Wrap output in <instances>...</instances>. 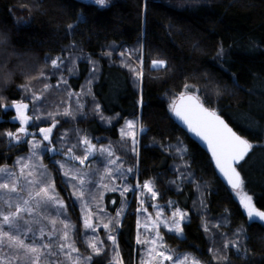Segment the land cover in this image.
Wrapping results in <instances>:
<instances>
[{"label": "trees", "instance_id": "trees-1", "mask_svg": "<svg viewBox=\"0 0 264 264\" xmlns=\"http://www.w3.org/2000/svg\"><path fill=\"white\" fill-rule=\"evenodd\" d=\"M58 57L64 61L59 70L51 65ZM154 60L165 61V68H153ZM139 73L138 87L132 76ZM46 84V102L40 101L32 115L68 110L69 120L79 109L78 121L68 129L73 126L81 135L115 140L121 122L138 117L144 131L132 159L137 183L153 181L162 203L188 213L183 237L162 231L166 245L190 251L204 264H264V222L249 220L209 157L171 117L172 103L193 94L252 144L238 172L253 205L264 211V0H115L104 8L80 0H0V106L31 102ZM80 89L84 94L90 89L98 112L87 98L80 109L71 96L66 103L52 96ZM3 107L0 166L28 151L27 141L10 144L3 135L16 132L18 121ZM85 111L94 118L81 119ZM62 116L54 117L60 136L68 124ZM113 117L119 122L109 128L106 120ZM36 122L38 128L49 127L52 119ZM48 166L70 207L60 175L50 161ZM105 204L117 208L119 195H106ZM71 216L79 226L77 210ZM134 236L132 204L117 236L123 264H138ZM228 236L242 240L241 253L225 249Z\"/></svg>", "mask_w": 264, "mask_h": 264}, {"label": "snow or ice", "instance_id": "snow-or-ice-1", "mask_svg": "<svg viewBox=\"0 0 264 264\" xmlns=\"http://www.w3.org/2000/svg\"><path fill=\"white\" fill-rule=\"evenodd\" d=\"M95 3L104 6L106 0H95ZM63 63L64 61L59 57L51 60L52 67L57 70L61 68ZM152 66L153 68H165L166 62L154 60ZM95 70L94 67L93 71ZM138 75L142 76V73ZM60 83L66 84L67 81L61 80ZM24 87L28 91H31L27 86ZM189 87V85H185L186 89ZM48 88L49 85L46 84L41 92L33 94L31 101L32 111H38V102L42 101L43 92H46ZM69 95H81V93H69ZM182 99H187L194 103L185 107L183 111L180 106L174 104L171 110L188 125L190 131L208 143L213 156L216 158L217 166L228 178L232 189L240 196V203L246 209L249 220L259 218L260 221H264V211H258L253 205V197L243 191L244 181L240 172L235 167V165H239L241 161L245 160V157L253 147L252 144L233 132L214 111L204 108L199 102L198 97L182 96ZM12 107L16 111L14 119L19 121L20 127L16 132L9 131L3 134L8 137L10 144L13 142L17 144L25 142V137L31 134L29 129L37 126L33 121L47 118L52 119V124L49 127H39V134L42 137V141L50 143L53 129L59 123L54 117L57 115H71L68 110H65L63 113H47L46 116H31L26 114L30 108L29 103L23 102H14ZM97 111H99L98 106ZM101 119L104 118L101 116ZM135 127V121H126L125 129H134ZM140 131H144V129L141 128ZM65 136H67V133H65ZM64 138V136L61 137L62 140ZM128 138L132 140V151L138 154L136 132L122 129L121 139L125 140ZM27 143L31 146L29 149L31 157L39 155L38 149L44 152L60 151L52 147H44L41 140L36 139L35 135H32V139L27 140ZM80 146H83V156L76 154V149ZM178 151L183 153L185 150L178 149ZM63 155L66 157V160L63 162L57 161V163L60 165L65 180L73 189L72 195L82 202L87 213L84 219V228L86 231L91 230L95 232L96 228L92 223L93 213L87 212L88 204L86 200L91 195L87 186L93 182L89 178V173L83 170L86 167V161L95 158L97 155L104 158L106 166L103 175L100 177L101 181L106 177H114L115 179L125 181L127 180L126 173H132L133 169L128 168L125 172L123 162L120 156L116 155L112 145L98 148L92 142V139L87 136L80 137L78 144H72ZM31 157L27 159L18 158L16 163L19 166V173L10 171L7 165L0 167V264H64V261H67L68 264H83V260H91V256L83 257L82 259L80 255H73L79 253V249L72 238L71 229L73 225L70 222H65V220H58V217L62 215L66 216L65 202L60 198L59 193L56 192V185L52 182L46 166L42 163L30 162ZM76 162H78L80 167L76 166ZM103 187L109 191H117L119 185L109 187V185L104 184ZM136 187L142 188L141 197H143L145 192L149 193L152 199H156L158 195L157 191L154 190L153 181H145L142 186L136 185ZM130 190H132L131 186L124 184L121 195L123 196ZM140 203L141 208L137 209L138 212L143 209L142 199ZM49 209H55L56 218L49 219L48 216H42L41 219L48 220L49 224L53 226L50 231H46L43 226L38 229L31 226L40 224V220L25 218L26 216H40L42 211L47 212ZM123 211L124 209L121 208L116 213V216L119 217ZM162 215V211L156 212V219L152 221L153 227L163 225L169 232L182 236V225L187 220L188 213L176 208L169 219H161ZM149 220H151V217H149ZM58 222L63 225V230L55 227ZM109 223L113 225L111 231H114L118 227L117 222L110 221ZM137 225L138 227L145 228L146 231H151L147 224L142 225L140 221H137ZM103 227L109 229V224L106 223ZM212 227H219V225H212ZM204 230L205 232H209L207 224ZM57 233H60V235L57 236ZM22 236L28 237L29 242H25V239L21 238ZM45 237H47L46 242ZM108 239L113 242V245L116 244L114 235L109 234ZM162 240L163 237L159 231L149 240L137 239L138 244L152 245V247L146 248L148 259L142 260L141 264H164V261L173 260V256L167 255L162 250L165 247L162 244ZM229 243H231L233 248H237V251L239 250L237 242L231 241ZM229 243H225L224 247L228 248ZM88 247L92 249L94 255H99L101 252V249L97 246L96 237L89 239ZM221 259H227V257L225 256ZM113 264H123V261L119 257L118 249H116V256L113 257ZM175 264H199V262L190 256H185L183 259L176 260Z\"/></svg>", "mask_w": 264, "mask_h": 264}, {"label": "rangeland", "instance_id": "rangeland-1", "mask_svg": "<svg viewBox=\"0 0 264 264\" xmlns=\"http://www.w3.org/2000/svg\"><path fill=\"white\" fill-rule=\"evenodd\" d=\"M80 1H82L84 3L94 4L99 8H104V7H107L109 4H111L115 0H106V4L104 6L96 4L95 0H80ZM135 66H136V68L140 69L139 63L135 64ZM93 72H94L93 69L89 70L88 76L90 75V73L92 74ZM132 78L134 80H136L137 85L139 87L140 86V76L134 75V76H132ZM49 88H50V85H49ZM54 89H56V86L54 87ZM60 89H62V87H60L59 90ZM85 92H86V94H84L81 89L78 92H73V91L71 92L74 94L75 93H81V95H71V97L74 98L75 102L77 101L79 103L78 106L80 107V109H82L83 104L85 105L86 98L89 101V103L93 99L92 96L89 95L90 89H88V91L85 90ZM53 93L54 94H52V96L55 98L57 97V99L60 98L62 103H66L67 100H69V98H70L69 93L68 94H64V93L57 94L55 92H53ZM46 99H47V96L43 95L42 103ZM23 103H29L30 108L26 114L33 116L32 115V104H31V102L29 101V102H23ZM76 105H77V103H76ZM89 105L91 106V108L93 110L95 108V111L98 112L97 107L94 105L93 101ZM2 110L3 111H11L14 114L13 117H16V111H15V108L12 107V105L4 106L2 108ZM79 111L80 110L78 109V113H79ZM85 112L87 114H84V115L82 114V116L80 117L81 119H82V117L86 120L87 119L91 120V118H94V117H92L93 115L90 114L88 111H85ZM78 113H76L75 116L70 117L69 120L67 119L68 118L67 116H62V118H61L62 123L68 122V124L64 125L65 127H67L66 128L67 130H65L67 133V136H65V133H61V136L58 135V133H60L59 132L60 130H57V132H56V127H55L53 129V135L51 138V142L50 143L44 142V141H42V137L39 134V128L36 126V127H31L29 129L31 134L29 136L25 137V141H27V140L32 139V135H35L36 139L41 140L42 145L44 147H52L55 149H59L60 150L59 152H44V151L38 149L37 152L39 153V155L37 157H31V153L29 151L31 146L29 143H27V145H28L27 153L15 158L13 161V164L7 165V166L9 167L10 171H15V172L19 173V166L16 163L18 158H26L27 159L29 157H31L30 162H34V163H38V164L39 163L44 164L46 166L49 174H50V171H49L50 167L48 166V161L51 162L52 166L53 165L55 166L56 174L60 175V177L62 179L60 181V183H61L60 188L62 189V192L65 194L67 199L70 201V207H67V204L65 202V206H66V210H67L66 216L62 215V216L58 217V220H65V222H70L73 225V227L71 229L72 238L76 243V247L79 249V253L73 254V255H80L82 259H83V257H87V256L92 257L91 260H83V264H100V262H102V264H113V257L116 256V249H118L119 257L122 260L121 255H120L117 236H118V231H119V228L121 226L123 217L126 214L127 210L129 209V206L133 204L134 212H135L134 242H135V247L137 248V251H138V258H137L138 264H141L142 260L148 259V255L146 253V248L152 247V245L151 244H138L137 243L138 238L141 240H149L151 237L155 236L157 231H159V233L162 237H163L162 231H166L168 233L175 234L173 232H169L167 230V228H165L163 225H157V226L153 227L152 221H155V219H156V212L162 211L163 215L161 216V219L167 220L171 217L172 212L175 211L176 208H179V209H181V208L177 205L176 206L171 205L170 202H163L162 203L160 201L158 195H157L156 199H152L151 195L149 193L145 192L143 197H141L142 188L136 187V185L142 186L143 183L142 184L137 183L136 174L134 171L132 173H126L127 180H125V181H121L120 179H115L114 177H106L103 181H101L100 177H101V175H103L104 168H105L106 164L104 162V158L97 155L95 158H93L89 161H86V167L83 169L84 171L89 173V178L93 182L87 186L91 192V195L87 198L86 203L88 204L87 212L93 213L92 223H93V226L96 228L95 232H92L91 230L86 231L84 228V219H85V216L87 213L85 212V209L83 207L82 202L77 200L72 195L73 189L69 186V183L65 180V177L62 175V170L60 169V165L57 163V161H61V162L65 161L66 157L63 155V153L66 151V149L68 147H70L72 144H78L77 142L80 139L79 137L87 136L88 138L92 139V142L94 144H96V146L98 148L99 147H106L108 145H112L113 149L115 150L116 155L120 156L121 161L123 162V169L126 172V170L128 168L133 169V163L134 162L132 159L137 155V153L132 151L133 145H132L131 138H128L125 140L121 139V130L124 129L125 131H135L137 141H138L140 134L143 131H140L141 128L139 126V121H138V117H137V118H133V119H128V118L124 119L123 123L119 126V128H117L118 136H117V139H115V140L110 139L107 136L94 137L93 134L86 132V131L84 133H82V135H81L79 133L80 132L79 129L77 131L74 129L75 127H73V126L71 127L70 130L68 129L70 127V124H73V123L76 124V120L78 121L77 117L80 116L79 115L80 113L79 114ZM117 120H118V117H113L112 119H107L106 124L109 126V128H111L114 123L119 122ZM126 121H135L136 127L134 129H125ZM33 123L36 125L37 124L36 120H34ZM19 127H20V124H19V121H17V129ZM79 134L81 136L78 137L77 135H79ZM62 136L65 137L63 140L61 139ZM54 144H56V145H54ZM136 146L138 148V143ZM76 154L83 156V154H84L83 153V146H80L79 148L76 149ZM56 157H59V158H56ZM3 166H5V165H3ZM76 166L80 167L78 162H76ZM0 167H2V166H0ZM50 178L52 180L51 174H50ZM132 178H133V181L131 180ZM52 182H54V180H52ZM104 184L109 185V187L119 185V188L117 191H109L105 187H103ZM124 184L130 185L132 190H130L129 192L125 193L122 196L121 191L123 190ZM243 191L245 193H247L245 191V189H243ZM56 192L59 193V189H57V187H56ZM109 194H117L120 197V204L118 205L117 208H114L113 210H109L107 205L105 204V197H106V195H109ZM232 195L236 199V201L239 203L243 212L247 215L246 209L240 203V196L237 195L236 191H233ZM59 196H60V194H59ZM25 198H26V194H25ZM60 198H62V196H60ZM141 199L143 200V209L138 212L137 209L141 208V203H140ZM110 204L113 205V199H111ZM154 206H156V207H154ZM121 208H123L124 211L119 217H117L116 213ZM101 209H103V211H101ZM72 210H77L79 226L77 224H75L72 220V216H71ZM181 210L184 211L183 209H181ZM184 212H186V211H184ZM42 216H48L49 219L56 218L55 217V209H49L47 212L42 211L40 213V216H35V217H27L26 216L25 218L26 219L40 220V224L31 225L32 227H34L36 229L43 226V227H45L46 231L52 230L53 226L51 224H49L48 220L41 219ZM149 217H151V220H149ZM110 221H114V222L118 223V227H116L114 231H111L113 225L111 223H109ZM137 221H140V223L142 225L147 224L148 227L151 229V231H146L145 228L138 227ZM187 221H188V218L183 223V225L185 223H187ZM106 223L109 224V229H105L103 227V225ZM183 225H182V227H183ZM55 227L63 230V225L60 224L59 222L56 224ZM218 230L221 231L222 229H218ZM109 234L115 236V238H116V244L115 245H113V242L108 239ZM220 234L223 235L222 232ZM37 235H38V232H37ZM59 235H60V233H57V236H59ZM183 236H184V234L182 236H179V237H183ZM215 236H213V238L216 239ZM91 237H96L97 246L101 249V252L99 255H94L92 252V249L90 247H88V241ZM21 238L25 239V242H29L28 237L22 236ZM54 239H56V238L54 237ZM227 239H228V243L230 241H232L230 236H228ZM46 241H47V237H45V242ZM216 241H217V239H216ZM162 244L165 246L162 250H164L167 255L173 256L172 261H164V264H175L176 260L183 259L185 256H190L195 261H198L199 264H204L190 251L180 252L174 248H171L165 244L164 239L162 240ZM241 246H242V240L240 241V239H239L237 241V247L239 249L238 252H237V248H233L231 246V243H229L228 248H225V249L230 250V248H232L233 251H236L237 253H241L243 250V249L242 250L240 249ZM61 259H63V258L61 257ZM64 264H68V262L64 261Z\"/></svg>", "mask_w": 264, "mask_h": 264}, {"label": "water", "instance_id": "water-1", "mask_svg": "<svg viewBox=\"0 0 264 264\" xmlns=\"http://www.w3.org/2000/svg\"><path fill=\"white\" fill-rule=\"evenodd\" d=\"M183 97H187V96H195L193 94H183L181 96H179L171 105V109L172 106L175 104L177 106L181 107V110L183 111L185 107L192 105L194 102L192 101H188L187 99H182ZM200 102V101H199ZM204 107V106H203ZM205 108V107H204ZM217 114V113H216ZM217 116L220 117L221 120L224 121V123L232 129L233 132H235L237 135H239L236 131H234V129L224 120V118L222 116H220L219 114H217ZM171 117L173 118L175 124L178 126V128H180L188 137L189 139L194 142L210 159L211 162V166L217 176V178L231 191H235L232 189L231 185L228 182V178L225 176V174L223 172H221L220 168L217 166V161L216 158L213 156L212 150L210 149L208 143L201 139L200 136H197L194 132L189 130V127L187 124L184 123L183 120H181L179 117H177L175 115V113L171 110ZM14 122H16V119H13ZM240 136V135H239ZM242 137V136H241ZM243 138V137H242ZM245 139V138H244ZM242 163V161L240 162V164ZM239 165H235L237 171L239 168ZM252 221H258V222H264V221H260L259 218H253Z\"/></svg>", "mask_w": 264, "mask_h": 264}, {"label": "crops", "instance_id": "crops-1", "mask_svg": "<svg viewBox=\"0 0 264 264\" xmlns=\"http://www.w3.org/2000/svg\"><path fill=\"white\" fill-rule=\"evenodd\" d=\"M139 121V120H138ZM123 123V121L121 122V124ZM117 128H119V126L117 127Z\"/></svg>", "mask_w": 264, "mask_h": 264}]
</instances>
